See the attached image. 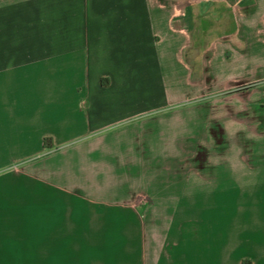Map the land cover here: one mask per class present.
Here are the masks:
<instances>
[{"label": "crops", "instance_id": "1", "mask_svg": "<svg viewBox=\"0 0 264 264\" xmlns=\"http://www.w3.org/2000/svg\"><path fill=\"white\" fill-rule=\"evenodd\" d=\"M244 261L264 0H0V264Z\"/></svg>", "mask_w": 264, "mask_h": 264}, {"label": "rangeland", "instance_id": "2", "mask_svg": "<svg viewBox=\"0 0 264 264\" xmlns=\"http://www.w3.org/2000/svg\"><path fill=\"white\" fill-rule=\"evenodd\" d=\"M249 90H251V89H246V90H243L242 92H246V93L249 92V93H250L251 91H249ZM249 93H248V94H244V93H242V99L244 100V99L248 98L249 95H250ZM185 107H186L185 104H179V105L176 106V107H172L171 110H172V109H174V110L176 109V110H178V111H179V110H184ZM245 109L248 110L247 108H245ZM167 110H170V108L167 109ZM183 140H184V139H183ZM178 160H185V153H183V154H182V157L179 158ZM243 264H250V262H249V261H244Z\"/></svg>", "mask_w": 264, "mask_h": 264}, {"label": "trees", "instance_id": "3", "mask_svg": "<svg viewBox=\"0 0 264 264\" xmlns=\"http://www.w3.org/2000/svg\"><path fill=\"white\" fill-rule=\"evenodd\" d=\"M44 146H45V148H51L52 147V140L51 139H45L44 140Z\"/></svg>", "mask_w": 264, "mask_h": 264}]
</instances>
